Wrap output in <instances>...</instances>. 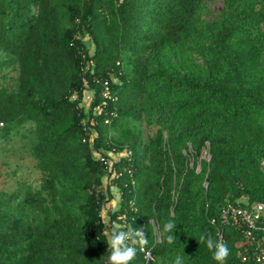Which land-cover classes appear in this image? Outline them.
<instances>
[{"label": "trees", "instance_id": "16d2710c", "mask_svg": "<svg viewBox=\"0 0 264 264\" xmlns=\"http://www.w3.org/2000/svg\"><path fill=\"white\" fill-rule=\"evenodd\" d=\"M207 14V0H0V143L19 138L40 175L0 187V264H109L103 212L109 231H144L154 260L129 241L130 264H217L200 242H219L212 219L264 203V0ZM113 149L131 152L117 178L98 160ZM224 243L226 264H256L241 231Z\"/></svg>", "mask_w": 264, "mask_h": 264}, {"label": "built area", "instance_id": "2783aa9c", "mask_svg": "<svg viewBox=\"0 0 264 264\" xmlns=\"http://www.w3.org/2000/svg\"><path fill=\"white\" fill-rule=\"evenodd\" d=\"M99 83L103 86V96L109 100L115 101L116 98L112 95L111 84L109 80H103ZM102 112V110H100ZM111 117H116L114 113ZM109 118L106 119L105 124H109ZM131 155V152L118 154L115 149L108 153V156L98 155L100 163L111 173L115 178L118 177L116 171L113 170L115 162L120 161V158ZM204 159L210 162L211 156L208 151L204 152ZM207 186V185H206ZM121 217L120 219H124ZM211 224L216 227L217 237L219 242H224V229L226 227H232L238 231H241L245 236L251 239L254 244L244 251L239 252V255L244 261H247L249 255L256 264H264V203L258 202L255 204H247L244 201L233 203L227 201L222 207L218 218H214ZM157 231V230H156ZM162 241L161 235H157L156 242ZM146 252L150 251H144ZM148 261H153L152 254L146 258Z\"/></svg>", "mask_w": 264, "mask_h": 264}, {"label": "rangeland", "instance_id": "374dc122", "mask_svg": "<svg viewBox=\"0 0 264 264\" xmlns=\"http://www.w3.org/2000/svg\"><path fill=\"white\" fill-rule=\"evenodd\" d=\"M207 8L208 14L206 18H215L220 14L223 8V0H207ZM89 102L90 98L87 97L85 108H88ZM154 130L155 129H148L146 135L152 134ZM22 143L23 142H20L19 138H16L8 145L0 143V147L2 148L0 151V187L4 191H14L20 182H26L33 186L39 185L40 175L33 168L30 157L22 149H18L19 146L23 147ZM202 158L204 159V155ZM108 184L109 181L107 179L105 181V186L108 187ZM111 192L114 196V200L110 205V209L111 212H115L119 208V203L121 202V193L115 186H111ZM103 218L108 227L110 219L105 212H103Z\"/></svg>", "mask_w": 264, "mask_h": 264}, {"label": "clouds", "instance_id": "9594fccd", "mask_svg": "<svg viewBox=\"0 0 264 264\" xmlns=\"http://www.w3.org/2000/svg\"><path fill=\"white\" fill-rule=\"evenodd\" d=\"M112 225L110 231L107 226L105 227V234L108 235V249L110 250L109 264H130L136 255V248L131 245H139L140 250L145 251L148 239L142 229L134 230L129 226L127 231H123L119 230L115 224ZM175 227L176 225L169 221L164 224L163 231L171 232ZM129 241H131V245ZM167 241L169 244L174 243V237L167 236ZM200 242H206L207 247L213 250V259L217 261V264H226L230 251L224 242H216L211 236L205 235L200 236ZM148 256H150V252H146V258ZM174 264H183L180 256H176Z\"/></svg>", "mask_w": 264, "mask_h": 264}, {"label": "water", "instance_id": "95a60500", "mask_svg": "<svg viewBox=\"0 0 264 264\" xmlns=\"http://www.w3.org/2000/svg\"><path fill=\"white\" fill-rule=\"evenodd\" d=\"M207 186H208V184H207Z\"/></svg>", "mask_w": 264, "mask_h": 264}]
</instances>
